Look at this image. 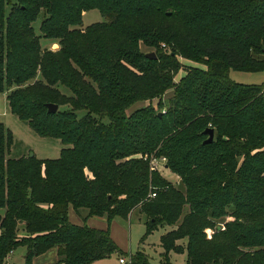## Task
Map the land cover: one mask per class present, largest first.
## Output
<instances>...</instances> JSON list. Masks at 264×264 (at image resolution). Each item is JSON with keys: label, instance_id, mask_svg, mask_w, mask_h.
Segmentation results:
<instances>
[{"label": "trees", "instance_id": "1", "mask_svg": "<svg viewBox=\"0 0 264 264\" xmlns=\"http://www.w3.org/2000/svg\"><path fill=\"white\" fill-rule=\"evenodd\" d=\"M90 8L106 19L83 25ZM263 48L264 0H0V91L11 112L64 144L55 158L8 156L12 134L0 124V264L19 245L23 264L50 247L54 264L122 253L108 229L71 222L70 207L107 221L139 209L144 236L169 227L167 261L185 249L186 264H264V82L228 74L264 68ZM120 264L150 263L137 251Z\"/></svg>", "mask_w": 264, "mask_h": 264}, {"label": "rangeland", "instance_id": "2", "mask_svg": "<svg viewBox=\"0 0 264 264\" xmlns=\"http://www.w3.org/2000/svg\"><path fill=\"white\" fill-rule=\"evenodd\" d=\"M8 11V7H6ZM42 12L39 13L37 18L33 21L34 29L37 33L39 30V23L42 18ZM106 16L101 13L98 8H90L83 11L81 20L83 25L90 24L96 21L105 20ZM40 41L43 46L50 48H57L58 43L51 40H47L45 37H41ZM143 50L149 51L147 46L142 45ZM154 51V50H153ZM181 62L185 65H194L205 68L206 66L197 61L186 59L179 56ZM185 73L181 68L174 75V80L177 81ZM230 78L237 82L242 83H262L264 82V68L260 70H242V69H229L228 72ZM65 92H69L67 88H64ZM171 91H167L164 95V101L167 102V97ZM156 98L152 100L156 104ZM148 101H137L133 103L128 111L133 110L136 107L142 106ZM62 107H67L63 105ZM84 109L78 110V115H81ZM0 124L8 129L12 134V143L10 146V155L14 157L29 155L33 152L37 158H55L60 155L61 148L64 146L59 137L40 135L38 134L28 123L27 120L19 118L16 114L11 112L6 94L0 91ZM8 153V156H10ZM162 174L170 180L176 181V176L168 168L159 166ZM84 211L86 208H81ZM104 217V218H103ZM89 216L85 220L81 218L71 208L68 210V218L74 223H86L90 226L98 228H106L112 239L116 242L122 253L113 252L109 256L95 259L89 264H120L118 258L120 256L125 259L129 258V255L135 254L137 251L142 252L148 259L150 264H186L187 254L186 250L168 252V261L164 256V247L161 243V235L169 229L168 226H158L150 231L146 236L144 216L139 209L131 211L127 218L121 216H115L110 221H107L105 216ZM26 246L19 245L13 251L9 252L5 257L6 264L17 262L23 264L25 261ZM120 254V255H119ZM58 258V253L55 247H50L46 251L34 256V264H54Z\"/></svg>", "mask_w": 264, "mask_h": 264}, {"label": "water", "instance_id": "3", "mask_svg": "<svg viewBox=\"0 0 264 264\" xmlns=\"http://www.w3.org/2000/svg\"><path fill=\"white\" fill-rule=\"evenodd\" d=\"M262 52L264 54V48L262 49ZM145 56L148 57V58H155L156 57V54L152 50V51L145 52ZM46 106H47V111L48 112H55L58 109V104L57 103H54V102H48V103H46ZM160 113H161V111L158 112V114H160ZM203 132L207 134V137L203 140V142L204 143L211 142L213 140V136H214V128L208 126V127H206L203 130ZM32 154H33V152H30L29 153V155H32ZM11 264H20V263L13 262Z\"/></svg>", "mask_w": 264, "mask_h": 264}, {"label": "built area", "instance_id": "4", "mask_svg": "<svg viewBox=\"0 0 264 264\" xmlns=\"http://www.w3.org/2000/svg\"><path fill=\"white\" fill-rule=\"evenodd\" d=\"M165 157L164 156H162V157H155V156H153V157H151V160H150V162H151V166L152 167H159L160 165H163V163L165 162ZM150 195H155V191H151L150 192ZM118 260H119V262L120 263H125L128 259H125L124 257H122V256H120L119 258H118Z\"/></svg>", "mask_w": 264, "mask_h": 264}, {"label": "crops", "instance_id": "5", "mask_svg": "<svg viewBox=\"0 0 264 264\" xmlns=\"http://www.w3.org/2000/svg\"><path fill=\"white\" fill-rule=\"evenodd\" d=\"M5 94H6V92H4ZM10 151V150H9ZM9 155H10V153H9ZM11 156V155H10ZM14 157V156H13ZM72 210H74L72 207H70ZM69 208V209H70ZM2 211H3V209L2 208H0V213H2ZM75 211V210H74ZM101 217V216H100ZM103 217V216H102ZM104 218V217H103ZM24 223L23 222H19V224H18V235H22V234H24Z\"/></svg>", "mask_w": 264, "mask_h": 264}]
</instances>
